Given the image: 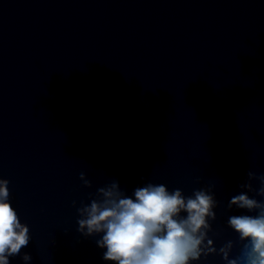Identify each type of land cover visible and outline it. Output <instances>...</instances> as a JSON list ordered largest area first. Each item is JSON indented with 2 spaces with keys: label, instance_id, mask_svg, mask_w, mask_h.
Here are the masks:
<instances>
[{
  "label": "water",
  "instance_id": "obj_1",
  "mask_svg": "<svg viewBox=\"0 0 264 264\" xmlns=\"http://www.w3.org/2000/svg\"><path fill=\"white\" fill-rule=\"evenodd\" d=\"M3 180L9 264H118L78 221L148 185L210 198L186 264H251L230 219L264 215V0H0Z\"/></svg>",
  "mask_w": 264,
  "mask_h": 264
},
{
  "label": "clouds",
  "instance_id": "obj_2",
  "mask_svg": "<svg viewBox=\"0 0 264 264\" xmlns=\"http://www.w3.org/2000/svg\"><path fill=\"white\" fill-rule=\"evenodd\" d=\"M7 183L0 181V264H9L8 256L18 255L29 242L28 227L20 223L7 201ZM105 195L111 197V193ZM134 195L135 200L93 201L85 209L87 218L78 221L81 229L86 226L88 234L104 232L102 240L97 241L107 248L103 259L118 264H186L189 257L195 258L199 240L191 233L204 224L210 198L198 192L185 204L179 190L170 195L163 185L138 188ZM232 202L248 208L255 205L244 195L234 197ZM180 209L188 212L186 220L173 218ZM230 224L242 237H251L253 252L258 254L251 264H264V215L232 217ZM30 258L27 253L22 257Z\"/></svg>",
  "mask_w": 264,
  "mask_h": 264
}]
</instances>
